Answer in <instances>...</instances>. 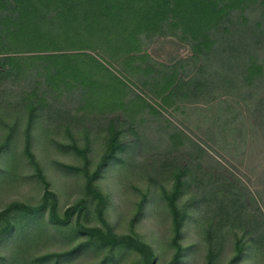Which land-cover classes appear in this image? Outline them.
<instances>
[{"label":"rangeland","instance_id":"1","mask_svg":"<svg viewBox=\"0 0 264 264\" xmlns=\"http://www.w3.org/2000/svg\"><path fill=\"white\" fill-rule=\"evenodd\" d=\"M129 19L109 26L90 15L80 39L54 54L68 70L65 85H51L46 96L57 109L29 119L35 77L28 62L17 69L26 80L0 79V214L15 225L0 234V264H145L143 252L127 245L87 244L78 224L133 239L151 250L153 264H170L177 245L178 264H264V51L252 82L244 62L217 56L208 89L174 90L167 68L192 52L171 37L149 43L154 20ZM198 60L178 72L193 77L196 68V82L206 77ZM116 133L121 148L93 183L100 204L88 179ZM27 134L37 166L26 155ZM46 187L59 217L76 206L68 225L52 222L51 200L33 222L20 218L17 206H40ZM172 206L182 218L178 231Z\"/></svg>","mask_w":264,"mask_h":264},{"label":"trees","instance_id":"2","mask_svg":"<svg viewBox=\"0 0 264 264\" xmlns=\"http://www.w3.org/2000/svg\"><path fill=\"white\" fill-rule=\"evenodd\" d=\"M150 10H153V18L148 16ZM94 14H99L101 19H105L104 24L109 26H116L120 19L123 20L128 16H130L129 20H134L132 24L138 19L140 21L145 18L154 20L153 34L147 36L149 43L157 38L171 37L188 47L193 54L189 61L193 59L195 65L199 61L198 55L202 57V72L206 74L208 71L210 76L207 75L197 82L195 80L198 78L196 68L193 77H184L183 73L178 72L179 68H183L185 62L189 61H177L168 66V71H172H170L171 75H168L167 82L168 86L174 90L180 84L184 87H193L197 85L196 83L208 89L209 82L215 81L213 75L217 69L215 59L217 56L220 62L221 57L233 59L237 63L243 64L244 62L242 70L243 73H249L250 77L245 74L249 79L257 76L255 70H260L257 68L256 59L257 54L264 51V0H0V79L8 76L16 80H26L28 76L43 79L41 82L34 78L35 86L29 91L31 96L34 95L33 101L27 103L30 109L29 119H33L38 111L41 113L45 108L57 109L54 108L57 103L53 101L54 98L48 99L49 97L46 96L53 93L50 89L51 85L58 90L65 85L64 74L68 70L66 66L53 62L59 59L54 54L61 52L68 45L73 46L75 39H80L79 29L83 27L81 23L86 22L88 17ZM83 17L86 18L85 21ZM90 22L100 25L99 21ZM235 38H240L242 42L237 44ZM12 53H34V55L14 59L10 55ZM34 60L42 63L34 62L33 64ZM23 62L32 65L29 67L30 70L26 71L28 76L17 70L21 68L20 63ZM46 64H49V69L45 68ZM257 64L260 67L258 61ZM172 72L179 73V76L177 73L172 75ZM27 89L30 88L21 89L20 94L28 95ZM188 91V93L195 94L193 90ZM117 137L118 133L112 134L107 150L93 175L88 179L89 191L100 201V204H105V199L93 183L100 171L114 159L117 149L121 148ZM30 141V134H27L26 155L35 164L34 155L29 151ZM55 198V195L46 187L43 203L40 206L33 209L17 206L22 208L20 218L33 222L37 218L35 217L36 212L41 211L48 200H51L49 215L52 222L55 221L60 226L68 225L70 218L76 213V206L68 208L62 217H59L56 213ZM172 208H174L176 217L177 210L174 206ZM4 213L0 214V219H3L5 223L0 234L9 236L14 232L15 225L12 219H7L5 216L8 212ZM81 214V211H78L77 217L79 218ZM262 219L264 221V218ZM181 223L182 218L178 219L177 216L176 231L179 230ZM78 227L79 232L87 237V244L99 247L109 245L111 248L118 244L127 245L143 252L145 264H153L154 258L151 250L142 248L133 239L130 240L131 242L126 239H116L110 228H106L103 233L101 230L85 228L79 224ZM181 256L182 250L177 245L170 264H178Z\"/></svg>","mask_w":264,"mask_h":264}]
</instances>
